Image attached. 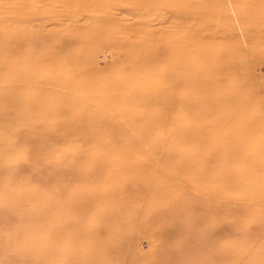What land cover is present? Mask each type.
Here are the masks:
<instances>
[{
  "label": "rangeland",
  "instance_id": "374dc122",
  "mask_svg": "<svg viewBox=\"0 0 264 264\" xmlns=\"http://www.w3.org/2000/svg\"><path fill=\"white\" fill-rule=\"evenodd\" d=\"M151 1L0 0V264H264V10Z\"/></svg>",
  "mask_w": 264,
  "mask_h": 264
},
{
  "label": "bare ground",
  "instance_id": "6f19581e",
  "mask_svg": "<svg viewBox=\"0 0 264 264\" xmlns=\"http://www.w3.org/2000/svg\"><path fill=\"white\" fill-rule=\"evenodd\" d=\"M136 1H137V0H136ZM138 1H139V0H138ZM159 1H160V0H159ZM175 1H176V0H175ZM175 1H174V3H175ZM234 1H235V0H234ZM237 1H238V0H237ZM249 1H250V0H249ZM150 2H152V1L150 0ZM242 2H243V1H242ZM242 2H240V3H242ZM137 3H138V2H137ZM146 3H147V0H146ZM148 3H149V2H148ZM172 3H173V2H172ZM176 3H177V2H176ZM251 3L254 4V5L256 4V7H258V8H260V9L264 10V0H254V1L251 0ZM150 4H151V3H150ZM185 4H186V3H185ZM175 5H176V4H175ZM180 5H181V4H180ZM172 6H173V5H172ZM182 6H183V5H182ZM174 7H175V6H174ZM181 8H182V7H181ZM175 9H177V8L175 7ZM189 9H190V8H189ZM179 10H180V9H179ZM181 10H182V9H181ZM186 13H187V12H186ZM186 13H185V14H186ZM189 14H190V13H189ZM189 14H188V15H189ZM248 18H249V17H248ZM249 21H250V20H249ZM255 28H256V27H255ZM258 28H259V27H258ZM257 30H258V29H257ZM251 38H252V37H251ZM5 39H6V38H5ZM5 41H7V40H5ZM64 42H65V41H64ZM64 42H63V43H64ZM65 44H66V43H65ZM65 44H64V45H65ZM2 45H4V44H2ZM2 45H0V47H2ZM66 45H67V44H66ZM9 46H10V45H9ZM62 46H63V44H62ZM62 46H61V47H62ZM5 47H6V46H5ZM61 47H60V49H61ZM63 48H64V46H63ZM66 48H68V47H66ZM63 50H65V49H63ZM29 68H31V67H29ZM28 70H29V69H28ZM28 70H27V73H28ZM30 70H31V69H30ZM29 72H30V71H29ZM33 72H34V71H33ZM46 76H47V75H46ZM46 76H45V77H46ZM50 76H51V75H50ZM47 77H48V76H47ZM47 77H46V78H47ZM48 78H49V77H48ZM50 79H51V78H50ZM46 80H48V79H46ZM54 80L56 81V79H54ZM58 80H59V79H58ZM58 80H57V81H58ZM60 81H61V80H60ZM7 82H8V81H7ZM13 82H14V81H13ZM13 82H12V83H13ZM61 82H64V81H61ZM56 83H57V82H56ZM58 84H59V82H58ZM61 84H62V83H61ZM53 87H54V86H53ZM56 87H57V86H55V88H56ZM63 87H64V86H63ZM63 87H62V88H63ZM56 89H59V90H60L61 88L58 87V88H56ZM52 93H53V92H52ZM13 94H14V93H13ZM53 94H54V93H53ZM14 95H15V94H14ZM14 95H13V96H14ZM22 96H23V95H22ZM31 96H32V95H31ZM21 98H22V97H21ZM26 98H27V97H26ZM26 98H25V99H26ZM28 98H30V96H28ZM33 98H34V97L32 96V98H30V99H31V100H34V102H35L36 98H35V99H33ZM23 99H24V98H23ZM32 102H33V101H32ZM27 103H28V101H27ZM46 103H48V102H46ZM43 104L45 105L44 102H43ZM25 105H26V104H25ZM34 105H35V104H34ZM44 105H43V106H44ZM56 105H57V104H56ZM37 106H38V105H37ZM40 106H41V105H40ZM43 106H41V107H43ZM45 106H47V105H45ZM48 107H49V106H48ZM36 108H37V107H36ZM38 108H40V107H38ZM28 109H29V108H28ZM30 109H31V108H30ZM40 109L42 110V108H40ZM40 109H39V111H40ZM43 109H44V108H43ZM47 109H48V108H47ZM33 110H36V109L34 108ZM43 111H46V110H45V109L42 110V113H43ZM30 112H31V111H30ZM33 113H34V112H33ZM27 114H28V113H27ZM38 114H40V112H39ZM43 114H44V113H43ZM45 114H46V112H45ZM35 115H36V114H35ZM28 116H29V115H28ZM30 116H33V114H31ZM30 116H29V118H30ZM26 117H27V116H26ZM39 117H41V116H39ZM116 117L118 118V116H116ZM57 118L59 119V117H57ZM30 119H31V118H30ZM34 119H35V118H33V120H34ZM40 120L42 121L41 118H40ZM56 120H57V119H56ZM60 120H61V118H60ZM112 120H113V119H112ZM108 121H109V120H108ZM37 122H39V121H37ZM48 122H49V121H47V123H48ZM35 123H36V122H35ZM63 123H64V122H63ZM49 124H50V123H49ZM22 125H23V124H22ZM59 125H60V124H59ZM67 125H68V123H67ZM114 126H115V125H114ZM20 127H21V125H20ZM26 127H28V126H26ZM65 130H66V128H65ZM76 131H77V130H76ZM116 131H117V129H116ZM5 132H7V130H6ZM5 132H4V133H5ZM9 132H11V131L9 130ZM61 133H62V131H61ZM69 133H70V132H69ZM117 133H118V131H117ZM119 133H120V131H119ZM71 134H72V133H71ZM31 136H32V135H31ZM34 138H35V137H34ZM227 138H229V137H227ZM10 139H11V138H10ZM31 141H32V140H31ZM29 144H30V143H29ZM4 145H6V144H4ZM14 147H15V146H14ZM19 147H20V146H19ZM24 147H25V146H24ZM29 149H30V147H29ZM37 152H39V151H37ZM21 154H22V153H21ZM41 154H43V153H41ZM3 156H4V155H3ZM3 156H2V157H3ZM5 156H6V155H5ZM8 156H9V155H8ZM2 157H0V158L2 159ZM10 157H11V156H10ZM32 157H33V156H32ZM37 157H39V156H37ZM37 157L35 158L36 160H37ZM43 157H44V156H43ZM251 157H253V156H251ZM4 159H5V158H4ZM4 159H2V160L4 161ZM11 159H12V158H11ZM24 159H26L25 156H24ZM2 160H1V161H2ZM9 160H10V159H9ZM20 160H21V159H20ZM247 160H248V159H247ZM1 161H0V163H1ZM6 161H7V160H6ZM30 161H31V160H30ZM238 161H239V160H238ZM7 162H8V161H7ZM2 163H3V162H2ZM19 163H21V162H19ZM23 163H24V162H23ZM26 163H27V161H26ZM12 164H13V163H12ZM15 164H16V161H15ZM42 164H43V163H42ZM42 164H41V165H42ZM1 165H2V164H1ZM3 165H5V164H3ZM3 167H4V166H3ZM5 167H6V166H5ZM7 167H10V166H7ZM0 168H2V166H1ZM235 168H236V166H235ZM239 168H240V167H239ZM31 169H32V168H31ZM229 170H230V169H229ZM31 171H33V170H31ZM231 171H232V170H231ZM207 172H208V171H207ZM207 172H206V173H207ZM232 172H233V171H232ZM230 173H231V172H230ZM37 174H38V173H37ZM231 174H232V173H231ZM243 174H245V173H243ZM237 176H238V175H237ZM241 176H242V175H241ZM245 177H246V175H245ZM245 177H244V178H245ZM39 178H40V177H39ZM237 178H238V177H237ZM235 181H236V180H235ZM238 181H239V180H238ZM227 183H228V182H227ZM226 191H227V190H226ZM0 231H1V229H0ZM4 232H5V231H4ZM2 234H3V233H2ZM3 237H4V235H3ZM3 237H2V238H3ZM4 238H5V240H6V237H4ZM0 240H1V239H0ZM5 240H4V241H5ZM95 246L98 247L99 245L96 243ZM242 249H243V248H242ZM21 263H22V262H21Z\"/></svg>",
  "mask_w": 264,
  "mask_h": 264
}]
</instances>
